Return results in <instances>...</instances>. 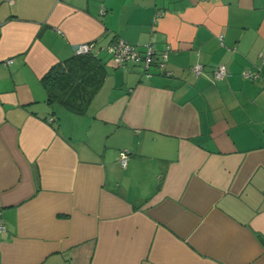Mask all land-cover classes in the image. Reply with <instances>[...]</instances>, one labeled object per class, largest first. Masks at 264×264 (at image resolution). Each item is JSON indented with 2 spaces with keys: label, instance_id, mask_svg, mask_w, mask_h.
Returning a JSON list of instances; mask_svg holds the SVG:
<instances>
[{
  "label": "crops",
  "instance_id": "1",
  "mask_svg": "<svg viewBox=\"0 0 264 264\" xmlns=\"http://www.w3.org/2000/svg\"><path fill=\"white\" fill-rule=\"evenodd\" d=\"M80 42L107 70L84 114L41 82ZM0 220V264H264V0H0Z\"/></svg>",
  "mask_w": 264,
  "mask_h": 264
},
{
  "label": "trees",
  "instance_id": "2",
  "mask_svg": "<svg viewBox=\"0 0 264 264\" xmlns=\"http://www.w3.org/2000/svg\"><path fill=\"white\" fill-rule=\"evenodd\" d=\"M106 71L105 61L98 52L74 53L53 64L41 77L46 101L84 114Z\"/></svg>",
  "mask_w": 264,
  "mask_h": 264
},
{
  "label": "built area",
  "instance_id": "3",
  "mask_svg": "<svg viewBox=\"0 0 264 264\" xmlns=\"http://www.w3.org/2000/svg\"><path fill=\"white\" fill-rule=\"evenodd\" d=\"M93 42H80L75 46V53H87L92 50ZM170 47L166 46L158 50L152 42H147L141 48L139 44H131L122 37H116L104 46V51L112 58L117 66L125 67L128 64L139 65L142 68L144 76L150 75V67L156 63L161 69H164ZM9 59L7 62H11ZM203 69L202 63H196L191 66V70L198 75ZM228 67L225 64H218L214 68L216 78L224 77L228 74ZM260 69L252 71L245 69L242 74L245 78L255 79L259 76ZM129 157V150L122 148L118 153V161L121 167H125ZM6 231V225L0 220V240L2 234Z\"/></svg>",
  "mask_w": 264,
  "mask_h": 264
},
{
  "label": "rangeland",
  "instance_id": "4",
  "mask_svg": "<svg viewBox=\"0 0 264 264\" xmlns=\"http://www.w3.org/2000/svg\"><path fill=\"white\" fill-rule=\"evenodd\" d=\"M56 107L60 106V105H55Z\"/></svg>",
  "mask_w": 264,
  "mask_h": 264
}]
</instances>
